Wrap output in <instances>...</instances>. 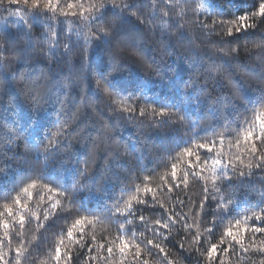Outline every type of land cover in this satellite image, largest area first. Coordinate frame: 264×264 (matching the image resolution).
Here are the masks:
<instances>
[{
  "label": "snow or ice",
  "instance_id": "6c2138e0",
  "mask_svg": "<svg viewBox=\"0 0 264 264\" xmlns=\"http://www.w3.org/2000/svg\"><path fill=\"white\" fill-rule=\"evenodd\" d=\"M6 6L17 7L8 11ZM0 9L8 12V17L19 18L11 25L7 23L6 18L5 23L0 26V80L7 81L9 77L16 80L19 76L23 83L20 94L36 112L48 103L53 92L56 93L55 102L59 105L57 130L49 133L47 143L43 140L39 142L30 140L31 129L36 126L35 120L24 126L13 121L10 126L6 117H0V138L8 146V150H11L12 145L18 144L21 133H25V150L30 151L32 148L37 150L36 165L40 166L32 167L31 171L35 173V178L29 177L30 182L24 184L19 192L11 197V203H5L3 210L0 211V264H21L22 258L26 260L30 255L27 245L32 241L24 240L26 223L30 224L35 219L38 227L45 226L50 217L69 222L73 211L78 214L82 210V205H76L72 193L87 187L88 180H92L93 184H98L99 188H102L103 181L107 179L101 174L100 179L97 180L95 170L91 168L95 159L91 150L84 158L83 167L78 169L79 179L72 185L71 193L66 188L61 189L56 180L46 177L43 171V168L48 167L50 163H55L56 159L63 160L67 157L69 161L72 160V144L68 138L72 133L81 130V110L71 99L73 82L68 77L59 80L53 75L51 67L52 63L61 60L66 64L70 63L68 55L73 48L80 45L81 37L85 45L81 50L82 56L90 47H104L113 61V66L117 68L128 61L141 64L136 40L147 37L148 33L156 35L158 27L162 29L159 32L161 43L167 40L166 46H170L173 40L181 44L187 40L186 51L197 56L203 53L208 59L204 72L196 75L185 86L187 103L191 105L212 101L211 106L216 109L223 105L227 110L236 100L235 96L232 99L225 97L223 100L212 96L210 85L224 75L219 61L237 59L242 49L245 53L250 51L246 43L242 45L241 41L235 39L237 33H246L244 39L246 42H252L254 37L258 38V42H255L253 47L256 49V58L264 64V0H256L252 11L231 19H224V16L216 10L214 2L210 11L209 7L202 3L194 9L191 8L189 0H159V2L158 0H67L66 3L64 0H0ZM201 10L206 14L204 19L198 15ZM190 11L195 18L189 17ZM69 18L72 19L74 27L68 29L69 42L61 47L60 27ZM84 29H87V32ZM192 31L198 33L195 39H199L201 44L194 43L192 36L189 35ZM73 32L77 37L75 42L71 40ZM13 62L22 66L19 73L8 71ZM33 62H46L47 69L42 68L37 75L31 70ZM144 67L145 71L159 75L158 67L152 68V65ZM97 88H102L104 97L110 104L117 103L115 98L119 96L120 91L115 90L111 80L105 77L103 85L97 81ZM260 88L264 92V81L261 82ZM16 99V97L10 98L9 103H15ZM131 99L128 97L129 101ZM261 101L259 108L252 110V117L245 119L246 126H237L234 144L229 142L226 162V154L223 151L226 138L224 134L219 135L218 141L198 140L196 137L199 133L189 137L183 142L185 146L176 153L175 157H171L175 162L171 163L170 171L160 176V184L152 187L150 176H143L142 179L138 177L143 187L132 186L134 194H130L128 199L123 201V206L117 201L114 211L108 209L106 218L109 221L114 217H123V222L118 223V233L115 238H105L98 242L93 234L91 243H88L85 224H94L98 220L92 221L88 216L77 215V218L70 221V226L66 230L61 228L58 234L52 256L54 264H73L74 258L79 253L73 251L72 245L77 249H86L88 261L103 259L106 264H150L146 257L163 254L166 264H177L168 258L169 253L161 243L162 240L171 238L172 230L177 225H180L186 233L182 237L180 247L185 248L183 241L187 240L186 250L198 253V264H225L226 254L239 255L250 250H255L264 256V240L259 244L256 242L257 234L264 235V199L254 206L259 211H250L241 219L237 218L239 213L233 215L232 201L224 194L225 187L232 185L234 180H243L255 172L264 173V96L261 97ZM121 103L122 107L112 108L111 111H119L121 115L127 113L130 117L136 114L134 104H128L123 99ZM157 103L159 107L154 106ZM173 109L175 105H170L166 101H153V105L139 109V116L144 118L151 115L160 125L169 122L183 125L185 117ZM174 116L175 121L172 119ZM103 127L107 135L111 128L108 124H104ZM41 144H44L43 148L40 147ZM61 148L64 149L63 155L60 153ZM116 155L118 156L119 153L117 152ZM190 177L195 181L203 182V195L195 210L196 215L211 216L212 220L208 222L211 226L204 228L203 232L200 231V224L194 221L196 231L189 236L193 225L187 223L188 218L165 208L158 193L175 195L178 190H186L189 187ZM209 177L211 186H209ZM44 179H48V182L44 183ZM38 188L50 193L47 206L43 209V221L31 212L30 206L33 190ZM37 195L41 201L44 200L39 192ZM176 198L179 199L178 196ZM180 203L183 204V201ZM134 204L137 206L136 209ZM157 204L162 210V215L151 226L150 231L154 239H147L145 232L137 234L128 216L140 206L155 209ZM208 205H214V210L206 211ZM138 220L145 226V231H149L145 216H138ZM233 220L234 224L231 222ZM225 221H229L228 225L213 242L216 228ZM249 221L255 223L249 226ZM42 238L46 239L43 236ZM14 239L18 241V246L13 249ZM5 248L8 249L7 252ZM153 249L156 251L153 252ZM94 251L96 255H92ZM101 251L106 255L102 256ZM260 264H264V260Z\"/></svg>",
  "mask_w": 264,
  "mask_h": 264
},
{
  "label": "trees",
  "instance_id": "16d2710c",
  "mask_svg": "<svg viewBox=\"0 0 264 264\" xmlns=\"http://www.w3.org/2000/svg\"><path fill=\"white\" fill-rule=\"evenodd\" d=\"M201 1L203 0H189L191 8H196ZM206 1L210 11L212 10L211 4L214 2L216 10L224 16V19H231L244 12H250L256 4V0ZM64 2L66 3L67 0ZM16 7L10 6L8 11ZM198 15L201 19L206 18V14L202 11ZM4 17H8V12L0 9V19ZM189 17L195 18L191 11ZM18 20L17 17L12 22L15 23ZM157 22L159 24V20ZM70 27H74L71 18L65 20L60 27L61 47L69 42L68 29ZM84 31L87 32V29ZM160 31L162 29L158 27L156 35L148 33L147 37L136 40L141 55V64L128 61L126 64L119 65L118 68L114 67L104 47H90L82 56L81 50L85 47L83 37L80 38V45L69 53L70 63L66 64L63 60L52 63L53 75H56L59 80L68 77L73 82L71 99L73 104L78 105L81 110L82 124L81 130L72 133L68 138L72 144V160L69 161L67 157L63 160L56 159L55 163H50L48 167L43 168L45 176L56 180L61 189L66 188L71 193L72 185L79 179L78 169L83 167L84 158L91 150L95 155L91 168L95 170L97 180L100 179L101 174L107 179L103 181L102 188H99L98 184H93L92 180H88L87 187L72 193L75 196L76 205H82V210L78 214L73 211L69 222L50 217L45 226L38 227L35 219L30 224L26 223L24 240L32 241V243L27 245L30 255L26 260L22 258L21 264H54L52 256L58 234L61 228L66 230L70 226V221L77 218V215L88 216L92 221L98 220L94 224H85L88 243H91L93 234L98 242L105 238H115L118 233V223L123 222V217H114L109 221L106 213L109 208L114 211L117 201H120L123 206V201H126L130 194H134L132 186L139 185L142 188L143 176L151 177L152 187L160 184V176L170 171L171 163L175 162L171 157H175L176 153L185 146L183 142L189 137L196 136V133H199L196 137L198 140L217 141L219 135L224 134L226 138L223 151L226 154V162L229 142L234 144L237 126H246L245 119L251 118L252 110L259 108L262 102L261 97L264 96L260 88L261 82L264 81V64L256 58V49L253 47V44L258 42V38L254 37L252 42H246L244 39L247 34L237 33L235 39L241 41L242 45L246 43L250 51L245 53L242 49L237 59L219 61L222 64L224 75L210 85V90L214 98L218 97L221 100L225 97L232 99L235 96L234 105L225 110L223 105L219 109L213 108L212 101L191 105L187 103L185 86L196 75L204 72L208 59L203 53L197 56L186 51L187 40L183 44L173 40L170 46H166L168 42L165 40L162 44L159 38ZM189 35L192 36L195 44H201L199 39H195L198 33L192 31ZM76 39L73 32L72 42ZM146 65H152V68L158 67L159 75L145 71L144 66ZM21 67L13 62L8 71L19 73ZM42 68L47 69L46 62H33L31 70L38 75ZM105 77L111 80L115 90L120 91L119 96L115 98L116 104H110L104 97L102 88H97V81L103 85ZM22 87L23 83L19 76L16 80H12L11 77L7 81L0 80V117H6L10 126L13 121L24 126L26 123H31V120H35L36 126L31 129L30 140L35 142L43 140L47 143L49 133L57 130L59 105L55 102L56 93L53 92L48 103L36 112L20 94ZM12 97L17 98L15 103H9ZM128 97L132 99L129 101ZM121 99L128 104L135 105L136 114L134 116L130 117L127 113L121 115L119 111H111L112 108L119 109L123 106ZM153 101H166L170 105H175L173 111H178L179 115L185 117L184 124L169 122L160 125L153 120L151 115L141 118L139 109L153 105ZM154 106L159 107V104ZM172 119L175 121L176 117ZM104 124H108L111 128L107 135L104 132ZM24 135L25 133H21L18 144L12 145L11 150H8V146L0 138V211L3 210L5 203H11V197H14L24 184L30 182L29 177L35 178V173L31 169L36 165L37 150L35 148L30 151L25 150ZM43 146L44 144L40 145L41 148ZM63 152L64 149L61 148V155ZM40 160L42 163V156ZM43 182L47 183L48 179H44ZM209 186H211L210 177ZM202 187L203 182L195 181L190 177L189 187L186 190H178L175 195L166 192L158 193L165 208L188 218L187 223L193 225L189 236L196 231L194 221L200 224L201 232L204 228L211 226L208 223L212 220L211 216H197L195 212L203 195ZM38 192L44 197L43 201L39 199ZM224 194L232 201L233 215L239 213L237 218L242 219L250 211H259L254 206L264 199V173L255 172L243 180H234L232 185L225 187ZM49 195L50 193L39 188L33 190V199L30 201L31 212L39 216L41 221H43V209L47 206ZM177 196L179 199L176 198ZM180 201H183V204ZM136 208L134 204V209ZM208 209L214 210V205L206 206L205 210ZM140 215L145 216L149 231H145V226L140 224L138 220ZM161 215L162 210L159 204L155 209L140 206L128 216V219L133 222L132 227L137 234L145 232L147 239H154L150 229ZM231 222L234 224V220ZM228 223L229 221H225L216 228V237L213 242ZM248 223L251 226L255 222L249 221ZM126 227L129 226L126 225ZM185 235V230L177 225L172 230L171 238L161 241L162 246L169 253L168 258L177 264H198V253L186 250L187 240L183 241L185 248L180 247L182 237ZM261 240H264V235L257 234V244ZM65 242L67 243V240ZM245 243L247 246V239ZM16 246H18V241L14 239L13 249ZM71 247L74 252L79 253L74 258L73 264H106L103 259L88 261L86 249H77L74 245ZM4 250L8 251L7 248ZM155 251L153 249V252ZM100 254L106 255L102 251ZM92 255H96V252L94 251ZM146 258L149 259L150 264H166L163 254ZM224 260L225 264H260L264 256L255 250H250L248 253H239V255L226 254Z\"/></svg>",
  "mask_w": 264,
  "mask_h": 264
},
{
  "label": "rangeland",
  "instance_id": "374dc122",
  "mask_svg": "<svg viewBox=\"0 0 264 264\" xmlns=\"http://www.w3.org/2000/svg\"><path fill=\"white\" fill-rule=\"evenodd\" d=\"M204 4L205 6H208V3H207V1L206 0H203V1H201L200 2V4ZM209 7V6H208ZM209 10H210V8H209ZM202 11V10H201ZM203 12V11H202ZM7 18V23L9 24V25H11V24H13V22L12 21H14V19L15 18H17L16 16H13V17H4L3 19H0V26H2L4 23H5V19ZM16 23V22H15Z\"/></svg>",
  "mask_w": 264,
  "mask_h": 264
}]
</instances>
